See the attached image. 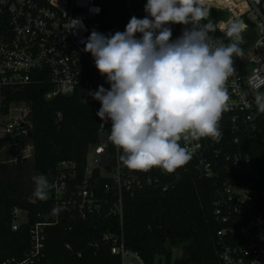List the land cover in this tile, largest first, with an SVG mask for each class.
Here are the masks:
<instances>
[{"label":"built area","instance_id":"built-area-1","mask_svg":"<svg viewBox=\"0 0 264 264\" xmlns=\"http://www.w3.org/2000/svg\"><path fill=\"white\" fill-rule=\"evenodd\" d=\"M106 1L0 0V140L19 147V162L33 158L32 145L27 142L32 131L31 101L19 98L24 90L38 86L45 100L70 97L89 69L106 83L91 54L84 51L91 32L102 31ZM110 1L127 23L132 16L146 15V0ZM210 4L209 15L201 23H210L212 11L222 12L213 23L216 30L210 33L214 41L229 42L224 26L230 19L243 20L251 34L249 42L240 45L241 55L233 57L234 72L225 84L229 110L219 122V141L211 137L181 140L193 153L192 159L166 173L158 167L137 171L122 166L120 150L107 140L108 133H101L89 146L81 179L70 161L59 163L46 178V198L36 200L50 203L53 209L29 226V248L23 258L4 259L0 264H38L43 260L46 230L58 225L62 214H76L85 220L108 206V215H117L121 226L125 193L130 197L147 191L165 195L186 177L211 181L212 219L218 225L215 264H264V113L255 103L256 94L264 93V0H210ZM95 6L99 13L91 10ZM77 18L83 27L71 26V20ZM171 27L175 39L191 25ZM94 170L98 171L97 179L92 178ZM99 179L107 181L101 191L97 189ZM27 214L19 208L12 210V231L28 222ZM111 238L104 235L106 240ZM120 240L110 251L120 257L121 264H145L137 252L124 247L122 234ZM127 259L134 263H127ZM158 264H165L164 259Z\"/></svg>","mask_w":264,"mask_h":264},{"label":"clouds","instance_id":"clouds-1","mask_svg":"<svg viewBox=\"0 0 264 264\" xmlns=\"http://www.w3.org/2000/svg\"><path fill=\"white\" fill-rule=\"evenodd\" d=\"M210 8V0H146V15L132 16L123 31H92L86 38L84 51L109 85L88 95L100 103L101 125L111 122L107 140L120 150L127 169L173 173L193 155L181 140L221 138L219 122L230 99L225 84L248 26L230 19L224 26L229 42L214 41L215 25L201 23ZM71 21L83 27L79 18ZM173 24L191 27L172 39ZM255 103L264 113V93L256 94ZM33 180V195L46 198V177Z\"/></svg>","mask_w":264,"mask_h":264},{"label":"trees","instance_id":"trees-1","mask_svg":"<svg viewBox=\"0 0 264 264\" xmlns=\"http://www.w3.org/2000/svg\"><path fill=\"white\" fill-rule=\"evenodd\" d=\"M103 7L101 32L123 31L127 22L112 9L111 1L104 2ZM220 17L222 12L212 11L209 22ZM99 84L108 88L97 72L89 69L70 97L45 100L38 86L20 95V99L31 101L32 131L27 142L32 145L33 158L0 162V261L22 259L29 248V226L53 209L50 203L36 200L33 177L48 178L59 163L70 161L81 179L89 146L101 133L110 132L111 122L103 127L96 115L100 103L88 95ZM7 143L0 140V151ZM92 178H98L97 170ZM105 182L99 179V191ZM210 188L211 181L186 177L165 195L147 191L130 197L125 193L121 226L117 215H108V206L85 220L76 214H62L61 222L46 230L45 258L38 264H121L120 257L110 251L121 243L120 234L124 247L137 252L145 264H158L161 258L171 264V251L177 247H181L182 256L173 264H215L214 233L218 225L212 219ZM14 208L28 213V222L17 231L10 227ZM107 234L112 238L104 239Z\"/></svg>","mask_w":264,"mask_h":264},{"label":"rangeland","instance_id":"rangeland-1","mask_svg":"<svg viewBox=\"0 0 264 264\" xmlns=\"http://www.w3.org/2000/svg\"><path fill=\"white\" fill-rule=\"evenodd\" d=\"M249 32L248 29H246V32ZM100 85V84H99ZM19 147L18 146H13L12 142L9 145H6L2 151H0V162H14V161H19V158L17 157V154L19 153ZM92 157V154L88 155V160L90 161ZM172 257L171 260L174 261L178 257H181L182 255V249L181 247L173 248L172 251ZM127 263H134L132 259H127Z\"/></svg>","mask_w":264,"mask_h":264},{"label":"water","instance_id":"water-1","mask_svg":"<svg viewBox=\"0 0 264 264\" xmlns=\"http://www.w3.org/2000/svg\"><path fill=\"white\" fill-rule=\"evenodd\" d=\"M244 35V42H245V44H247L248 42H249V39L251 38V34H250V32H246L245 31V33L243 34Z\"/></svg>","mask_w":264,"mask_h":264}]
</instances>
